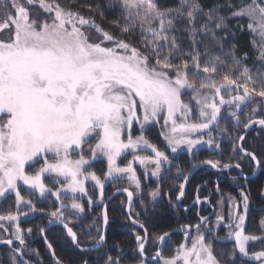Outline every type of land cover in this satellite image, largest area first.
<instances>
[{
  "label": "snow or ice",
  "instance_id": "6c2138e0",
  "mask_svg": "<svg viewBox=\"0 0 264 264\" xmlns=\"http://www.w3.org/2000/svg\"><path fill=\"white\" fill-rule=\"evenodd\" d=\"M107 4L109 8L121 9L124 24L121 26L119 20L112 22L120 28V36L105 30L94 17L61 6L58 0H6L5 6L10 5L11 11L0 16V197L14 193L18 208L25 204L35 210L32 201H25L21 196L18 182L38 190L41 196L45 193L54 195L57 200L62 192L84 193V183L89 178L102 189L103 182L94 172H84V166L90 165V159L85 158L83 146L93 137L97 138L96 143L89 146L88 151L92 161L101 156L106 158L108 170L105 178L127 174L139 188L140 181L133 167L135 162L154 164L151 174L159 176L162 164L169 161L168 155L144 135L152 124L160 122L161 117L162 128L166 129L161 134L171 152L176 153L181 146L192 152L203 142L202 138L193 139L192 134L209 129L216 123L222 106L234 105L239 110L246 101L257 96L264 98V73L253 76L245 67L240 77L233 79L224 74L218 83L212 77L228 62L220 60L219 56H211L203 64L201 62L199 46H203L204 55H208L212 46L223 49V42L233 34L225 31L228 17L217 14L219 6L205 10L199 0H179L176 7L166 9L159 8L155 0H107ZM29 6H38L41 14H46L48 18L40 19V15L33 18ZM87 8L104 18L101 3L98 2L95 7L90 4ZM201 15L203 20L197 26ZM231 17L249 19L247 27L260 37V58L264 59V4L253 0L252 4L233 11ZM179 21L185 22L183 31L188 33L191 51L182 50L178 37L174 35ZM237 27L242 28L239 24ZM137 30L140 34L139 47L124 38ZM229 54L231 62L239 65L241 58L235 56V46L229 49ZM174 59L179 62L174 63ZM190 72L194 76L202 75L204 79L199 82L189 79ZM241 77L245 81L243 95L225 99L222 91H238ZM186 90L192 93L189 103L182 99ZM193 101L199 110L198 123L188 122ZM256 112L257 109L253 108L252 115ZM230 115L236 117L237 113L231 111ZM134 122L139 124L141 132L135 138L130 134ZM254 124L264 127V118H249L244 127ZM126 129L129 135L125 141L123 133ZM239 140H244V137L240 136ZM207 143L212 144L213 141L209 139ZM129 149L133 152L151 150L154 155H134L125 167H119L117 158ZM78 150L81 152L79 158L70 159L71 153ZM241 150L244 156L260 166L261 161L254 152ZM49 155L54 160L50 161ZM41 159L43 165L29 174L26 165L31 167L32 163ZM204 163L213 168L220 166L219 161ZM223 167L232 165L224 164ZM235 167L240 168V164H235ZM45 174L55 176L53 183H59L60 178L67 183L52 192L44 183ZM184 179L187 180V176ZM179 187L178 201L184 195V184ZM124 191L131 207L133 193L127 188ZM158 195V188L151 192L153 199ZM240 196L246 214L249 195L241 191ZM241 202L232 205L235 215L229 214L228 236L234 237L235 249L240 254L250 255L258 264H264V250L249 254L246 248L250 241H264V236L245 234L246 215L239 211ZM65 207L69 206L61 204L51 216L63 221L62 209ZM70 207L83 211L82 205L75 201ZM19 216L18 211L8 212L0 215V221L16 222ZM104 219L106 223V214ZM200 220L204 222L207 218L201 217ZM223 220L222 215L217 216V224ZM260 224L264 226V219ZM64 227L73 241H77L72 228L66 223ZM140 227L143 225L140 224ZM185 227L189 229L193 226ZM194 227L197 235L192 238L190 247L181 244L170 258L163 257L158 250L152 259L158 258L161 264H220L213 254L212 245L205 243V236L200 231L201 223ZM0 229L7 231L3 224H0ZM28 231L31 232V229ZM168 235L164 232L157 239L163 242ZM12 236L21 246L25 245L23 230L18 224ZM146 238L147 229L144 237H136L141 255L145 252ZM104 239L101 234L97 244ZM2 242L12 245L13 239ZM51 247L48 244V248ZM18 256H23L21 247L12 249L11 264H30L26 260L18 261ZM57 264L61 262L57 260ZM106 264H119V257H108ZM140 264H146L145 260H141Z\"/></svg>",
  "mask_w": 264,
  "mask_h": 264
},
{
  "label": "trees",
  "instance_id": "16d2710c",
  "mask_svg": "<svg viewBox=\"0 0 264 264\" xmlns=\"http://www.w3.org/2000/svg\"><path fill=\"white\" fill-rule=\"evenodd\" d=\"M58 2L63 7H71L73 10H79L82 15L85 16H92L96 20L97 23L101 24V26L105 29L110 31L112 34L116 36H120V28L116 27L112 22L119 20L120 25L124 24L123 14L119 7L109 8L107 4V0H58ZM101 3L103 8L101 9L104 13V18L101 19L100 15L96 12H89L87 6L88 5H95L97 3ZM156 4L161 9L166 8H173L176 7L179 3V0H155ZM250 0H199V3L204 7L205 10L210 8L219 6L217 9V14L223 15L228 17L227 19V29L225 31H230V34L227 39L223 42V49L219 46H212V50L208 55H204V47L199 46V51L202 54L201 62H203L211 56H219L220 60L227 61V66L223 67L218 70V72L212 77L218 83L222 80L224 74L230 75L233 79L240 77V73L243 71L245 67L249 69V73L253 76L257 75L258 73H264V59L260 58V48L262 46V41L258 38L252 31H250L247 27L248 19L245 18H232L231 13L233 11H238L244 6L249 3ZM231 5V7H229ZM1 8V7H0ZM29 11L32 14L33 18H36L37 15H40V19L48 18L46 14H41L42 10L36 7L29 6ZM1 14V10H0ZM203 20V16L201 15L197 20V26ZM241 25V27H237V25ZM185 26L184 21H179L176 24L177 31L174 33L178 37V44L180 45L181 49L185 52L191 51V45L188 38V33L183 31ZM130 43L139 47V40L140 34L139 31L135 34L126 35L124 37ZM201 39H203L201 37ZM255 41V43H253ZM235 46V56L241 58L239 65H234L231 62V55L229 54V49ZM144 51V49H141ZM187 58V57H185ZM174 63H178V59H174ZM189 79H195L199 82L201 79H204V76H194L191 72L189 73ZM238 83L241 85L240 88H243L245 83L244 79L241 77L238 80ZM251 86V85H250ZM259 89L260 85H256ZM260 106V108H259ZM221 108V114L218 118V121L210 126V130L212 134L215 136V140H217L215 145H219V157L218 159L220 162H234L238 161L239 158H245L238 148V139L241 134L244 132V124L248 123V119L251 118H262L264 116V98L256 97L251 101H246L244 104L241 105V109L238 110L235 108L234 105H224ZM256 108L257 112L252 115V109ZM236 111L237 116L233 117L230 115V112ZM194 112V109H192ZM237 117L239 118L237 120ZM223 130V131H222ZM133 135L138 134V130H134ZM145 137L152 143H154L157 148L164 149L165 145L163 142V138L158 131L156 126H152L148 128L145 133ZM242 146L244 149L251 150L256 154V156L263 161L264 158V127H261L259 124L253 125V127L248 132L245 139L242 141ZM164 152H168L166 151ZM235 148V151L233 149ZM168 150V149H167ZM203 153V157L211 156L215 154L212 148L208 147L205 148L203 151L198 150V152L190 153H183L180 156L172 158L173 160H178L179 165L184 168L182 171V175H184L190 168V165L193 161L198 159V154ZM131 154V153H127ZM188 162V163H187ZM125 162L120 160L121 165ZM244 169V165H242ZM88 169L92 172L96 173L102 179L105 178V173L107 171L106 162L104 159H96L95 161L91 162L88 166ZM142 179V178H140ZM123 179L120 177H113L110 180V183L106 186L105 192L108 195L112 192L115 188L121 187V182ZM152 182L151 180H147L141 183L139 187V191L136 192V201L138 204L135 206H145L147 208L153 205V201L148 195V193L153 189H159V191L163 194H167L164 198L168 200L169 198L173 200L176 196V193L179 186L182 183V176H178L177 174H171L169 176H164L160 180L156 182H152L150 186L148 183ZM252 185L250 186L251 194L253 203L256 206H260V198H259V191L261 189V182L260 180H253ZM197 186V173H195L190 180L189 184L187 185V192L186 197L187 200L193 194L195 188ZM204 193H208L206 188L202 189ZM21 193L23 195L31 196L32 201L39 202L40 200L36 197V194L29 193L25 190H22ZM104 196H93L91 197V206L88 208L90 211L87 213L86 218L84 219L82 225L85 227H90L92 234L89 236L90 243L97 239L101 232V211L102 205L104 203ZM0 211L1 212H14L15 211V198L12 195H8L2 197L0 199ZM82 203L88 207L87 202ZM46 205V202L43 203ZM41 207V206H38ZM159 207V206H158ZM157 207V208H158ZM145 210H148V209ZM125 196L122 194L117 195L114 197L108 205V216H109V227L107 232V237L105 240V245L103 248H108L109 255L113 252L114 249L118 247H122L123 251L126 252L124 257L125 264H135L141 262V258H139L135 248H133L134 243L132 241V237L130 232L126 229V225L129 222L126 219L125 215ZM157 209L154 213H149L146 211V214L142 217L141 222L145 224L149 231V242L150 246H156V235H159L169 229L174 228L177 224L181 221L179 215H168V211L164 212L163 209L158 211ZM260 210H256L253 214L250 215L249 220H247L245 224L244 231L248 235H259L263 233V229L261 228L260 221L264 219V212L259 213ZM131 214L133 212L131 211ZM33 219H22L20 220V226L23 228H30L32 227V234L28 237V244L31 247L36 248L40 255L38 258L25 256L26 259L35 262L36 264H55L53 258L51 257L48 248L45 242L42 240L40 236V230L42 228V224L38 222H32ZM197 216L194 213L193 217L185 220L186 223H193L197 221ZM57 228L49 229L45 233L46 239L52 245L54 253L57 258H59L65 264H82L83 262H87V264H104V256H101L100 249L96 251H82L75 249L69 250L64 246L65 242L66 245H70L68 240L65 236H61V232L56 233L55 231ZM85 232L79 233V243L83 244L86 241V238H89ZM212 235L208 234V238H205V243H210L212 245L213 254L217 257L220 261V264H255V261L249 259L246 256H243L239 253H235L233 256V250L235 246L232 243L228 242H221L217 239H212ZM30 240V241H29ZM182 242V235L174 233L169 238V243H167L163 256L172 257L173 253H175V248L179 246ZM68 243V244H67ZM65 247V248H64ZM252 248L256 250H264V241H257L252 245ZM100 253V254H99ZM10 254L11 251L8 247L3 244L0 245V264H11L10 261ZM17 260L19 258L17 257ZM147 264H152L151 262H146Z\"/></svg>",
  "mask_w": 264,
  "mask_h": 264
},
{
  "label": "flooded vegetation",
  "instance_id": "af4514ba",
  "mask_svg": "<svg viewBox=\"0 0 264 264\" xmlns=\"http://www.w3.org/2000/svg\"><path fill=\"white\" fill-rule=\"evenodd\" d=\"M262 118H264V116ZM252 127H253V125H252ZM248 132H247V134H248ZM247 134L245 135V137L247 136ZM150 143H152V142H150ZM152 144H154V143H152ZM237 145H238V143H237ZM205 148L207 149L208 146L207 147L200 146L197 149H195L194 152L195 151L198 152V150L203 151ZM210 148H212V150L215 152V154L211 155L210 157L207 156L205 158L203 157V153L198 154V159L192 162L189 170L196 163H202V162L208 161V160L219 161L220 166L217 167L219 169H215V168L211 167V165H209V164L202 165V166H199L198 168H195V171L193 172L191 178L189 179L188 183L185 186L184 195H183V197H181V199L179 201H177V196L180 193V188L178 189L176 196L173 200H171L170 198L168 200L164 199L167 196V194L162 195V193L159 191V195L155 199L152 198L153 205L151 207L147 208L145 206H135V204H138L136 201V193L134 191L130 190L133 193V202H132L130 214L132 211L134 214V215L131 214L132 218L135 221H139V224L143 225V227L136 226L126 216V219L129 222V224L126 225V229L131 234L132 241L134 243L133 248H135V251L137 252V254H138V241H137L136 237H137V235L144 237L145 236V229H147L145 224L143 222H141L142 217L146 214V211H148L151 214V213H154L157 209H159L158 211L163 209L164 212L168 211L169 216L170 215H179L180 219L184 222L180 221L177 224V226H175L174 228H176L180 225L196 224L200 220L201 217H205V216L211 214V216L208 217L207 220L201 225V228L204 229L202 233L204 234L205 238H208V234H210L212 236L218 235L219 238H221V239L223 238L224 240L226 239L225 234H226V230L228 228L227 224L229 223V214H228L229 205H228V202H229V200L231 202H241V196H240L241 191H243L249 195V207H248L247 213L246 214L244 213L242 202H241V206L239 209L241 214L246 215L245 224H246L247 220H249L250 215L253 214V212H255L257 209L260 210L259 213L264 212V195H262V193H264V158L262 161L257 157L261 161L260 171L257 173V175H255L254 177H251V178H246L244 175H251L254 173V171L256 169V164H255V162H253L251 160L250 157L244 156L242 154L244 157H246V159L245 158H239L238 161H234V162H230V161L220 162V160L218 159L219 150H218L217 145L210 146ZM248 151H251V150H248ZM131 152H132V150L126 151V153H131ZM165 153H167V152H165ZM183 153H187V152L180 151L179 154L169 156V161L164 162L165 166L162 168V171H161L157 180H160L164 176L166 177V176H169L171 174H177L180 177L182 176V182H183V179L189 170L184 175H182V171H184V168L179 165L178 160L172 161V158L175 159V157H178V156H180V154H183ZM191 154H193V153H191ZM237 163L240 164V168L235 167V164H237ZM224 164H230V165H232V167H229L226 169L223 167ZM242 165H244V169H243ZM88 166H87V169H88ZM120 167H123V165L120 164ZM240 169H241V171H240ZM195 173H197V186H196L193 194L191 195V197H189V199L187 200V197H186L187 185L189 184L190 180L192 179V177ZM115 176L120 177L121 179L124 178V174H114V176H112L111 179ZM107 178H104V180L102 181L103 182L102 196L105 197L104 199H106L109 196V194L111 193L110 192L108 195H106V192H105L106 186L110 183V181H109L108 184H106V185L104 184V182L106 181ZM148 180H151V178H149ZM253 180H260V182H261V189L259 191V198H260V204H261L260 206H256L253 203L252 194H251V190H250V186L252 185ZM154 182H156V181H154ZM204 188H206L208 190L207 194L202 191V189H204ZM116 189H120V187L115 188L114 190H116ZM25 191H27L29 193L36 194L35 191L31 192V191H28L26 189H25ZM12 194L13 193H9V194H6V196L12 195ZM122 195L125 196V194H122ZM26 197H28L29 200L32 201L31 196L27 195ZM36 197L40 201L38 203L32 201V205H34V208H35L34 211L32 210V208H30L27 205H23V206L20 205L19 208L16 209V203H15V210H16L15 212L18 211L20 213L19 220H18L19 226H20V220H22L24 218L33 219L32 222H38V223L43 225L41 230H40V236H41V232L43 231L45 226L49 222H51L55 219L54 217L51 216V213L53 211H56V209L60 208L61 204H64V205H68L69 207H65L62 209V211L64 212V220L61 222L66 223L76 233L78 245L84 247V246L91 245L98 240L100 235L92 243L89 242L91 239L89 236L92 234L91 228L83 226L82 223H83L84 219L86 218L87 213H89L90 211L88 210V212L85 213L86 212V206L83 205L82 207H83L84 212L83 211L80 212V214H81L80 216L77 215V212H79V211L76 209H72L70 207L72 195L67 194V193H65V195H61L60 196L61 201H60V199L57 200V198L54 195H51L49 193L44 195L41 198L36 194ZM197 197H199V201H197ZM232 198H234V201ZM206 199L208 201H206ZM45 202H46L47 206L43 205V203H45ZM126 202H127V198L125 196V207H126ZM38 206H41V207H38ZM146 208L148 210H145ZM124 211H125V209H124ZM25 213H27V214L25 215ZM194 213L196 214L198 220L193 222V223H186L185 220L189 219L190 217H193ZM125 215H126V213H125ZM218 215H222L224 217V220L220 224H217V216ZM233 215H235V210H233ZM7 227H9V228H7ZM7 227H6L7 231H4L5 235H6V237L4 239H13L12 245L5 244L8 247V249L10 251H12L13 248L21 247L24 257L29 256V257H34L37 259L38 256L40 255L39 251L36 248L31 247L30 244H28V240L26 239V238L31 236L32 232H29V235H26V236L23 235L24 240H25V245L21 246L19 244V241H16L10 232L11 224H9ZM54 227L57 228L56 229L57 231H55L56 233L61 232V234H63L61 236H65L67 238L68 243L70 245H66V242H65L64 246L66 248H68L69 250H71V249L74 250V248L78 249L70 241V239H69V237H68V235H67V233L63 227L55 225V226L50 227L49 229H52ZM4 228H5V226H4ZM20 228H22L24 230V233H25V229H31V231H32V227L23 228L22 226H20ZM101 228H102V219H101ZM244 228H245V226H244ZM261 228L263 229V233L259 234V235L254 234L255 236H264V226H261ZM48 230H46V232ZM169 230H171V229H169ZM169 230H167V231H169ZM167 231H165V232H167ZM81 232H85L86 235L89 237V238H86V241L83 244H80L79 240H78L79 239V233H81ZM186 232H191V231H183V232H180L177 234L183 235ZM163 233H161V234H163ZM147 234H148V240L145 244L144 254L148 257H151V256H154L156 253V250H157V247L159 244V240H157L156 246L154 248L153 245L150 246L148 229H147ZM161 234H159V236ZM172 234H174V233H172ZM172 234H170V236ZM170 236L168 237V239H167V241L163 247L161 255H163L164 249H165L167 243H169ZM224 240H222V241L220 240V241L225 242ZM228 240H230V239H228ZM257 241H261V240H257ZM257 241H250L248 243L247 250H248L249 254L262 250V249L256 250L255 248H252V245ZM227 242L232 243V245L235 246L234 240L231 239L230 241H227ZM104 245H105V242L100 247L101 249L100 248L99 249L102 250V247ZM104 250H103V252L101 251V256H104V260H105L104 264H106V261L108 260V257H110V256L113 258L119 257V264H122L125 261L124 257L126 255V252L123 251L122 247H118V248L114 249L110 255L108 253V248H105ZM48 251H49V249H48ZM238 252L239 251L237 249H235V253H238ZM49 253H50V251H49ZM138 256H139V254H138ZM247 257H251V256L249 255ZM18 258H19V256H18ZM139 258H141V257L139 256ZM58 260L61 261L59 258H58ZM141 260H144V259L141 258ZM156 261H153L151 263H155ZM54 262H55V264H57V262L55 260H54ZM85 262H83V263H85ZM145 262H147V261L145 260ZM33 263H35V262H33ZM62 263H64V262H62Z\"/></svg>",
  "mask_w": 264,
  "mask_h": 264
},
{
  "label": "rangeland",
  "instance_id": "374dc122",
  "mask_svg": "<svg viewBox=\"0 0 264 264\" xmlns=\"http://www.w3.org/2000/svg\"><path fill=\"white\" fill-rule=\"evenodd\" d=\"M258 2L260 3V4H264V0H258ZM253 3V0H250V2L249 3H247V5H250V4H252ZM5 4H6V0H0V10H1V14H0V16H2L3 15V13H5V12H10L11 11V7H10V5H8V6H5ZM246 5V6H247ZM25 6H27V5H25ZM245 7V6H244ZM248 19V18H247ZM248 21H249V19H248ZM250 22V21H249ZM248 22V23H249ZM258 38H260L256 33H254ZM235 87V86H234ZM243 95V88H239V90L238 91H236V90H233V91H231V92H229V93H224L223 91H222V93H221V95H224V98L225 99H229V98H231V96H235V95ZM191 95H192V93H191V91H184V94L182 95V99L184 100V102H186V103H189V100H190V97H191ZM216 100H217V102H219V97H217L216 98ZM191 106H192V109H194V112H192L191 114H190V116H189V119H188V122L189 123H198V122H200V118H199V110H198V107H196L195 106V102L193 101V102H191ZM259 108H260V106H259ZM223 108H221V110H222ZM232 110V109H231ZM240 110V109H239ZM233 111V110H232ZM138 114H139V109H138ZM260 119V118H259ZM178 122H182V121H180V120H178ZM162 125H163V118L161 117V119H160V122L158 123V124H152L150 127H152V126H156L157 128H158V131L160 132V134L163 132V131H166V129H164V128H162ZM149 127V128H150ZM134 130H138V134H136V135H133L134 133ZM250 131V130H249ZM130 134H131V136L133 137V138H135V137H137V136H139L140 134H141V132H140V126H139V124L138 123H135L134 122V124H133V126H132V128H131V130H130ZM128 135H129V130H125V132L123 133V139L126 141L127 140V137H128ZM161 136H162V138H163V142H164V145H165V147H167L166 148V151H168L167 153H165L166 155H168V157L169 156H171V155H176V154H179V152L180 151H183V152H187V153H193L194 152V150L195 149H197L198 147H200V146H205V147H210V146H214L215 144H216V142H217V140H215L216 138H215V136L212 134V131L210 130V128L209 129H205V130H202V131H200V132H198V133H193L192 134V138L193 139H198V138H202V140H203V142L202 143H200L199 145H197L194 149H193V151L192 152H189V151H187V148H186V146H181L178 150H177V152L176 153H172L171 152V148L170 147H168V146H166V141L164 140V137H163V135L161 134ZM209 139H211L212 141H213V143L212 144H209V143H207V141L209 140ZM96 140H97V138L96 137H93L92 139H90L89 140V142H88V144H86V145H84L83 146V154L85 155V158L86 159H90V163L91 162H93L92 160H91V153L88 151V149H89V146H94L95 145V143H96ZM150 142V141H149ZM155 145V144H154ZM157 147V146H156ZM165 147H164V149H159L160 151H165ZM168 149V150H167ZM129 150H131V149H129ZM81 155V152L78 150V151H75V152H72L71 153V155H70V159H73V160H75V159H78L79 158V156ZM134 155H140V156H151V155H154V153L153 152H151V150H137V151H135V152H131V154H128L127 155V153L125 152V153H123L120 157H118L117 158V165L120 167V160L121 161H124L125 163L123 164V167H125L127 164H128V162L130 161V160H132V158H133V156ZM48 159L50 160V161H52V160H54V157H52L51 155H49V157H48ZM97 159H104L105 160V162H106V166H107V160H106V158H104V157H99V158H97ZM95 161V160H94ZM43 165V160L41 159V160H39L38 162H35V163H32L31 164V167H28L27 165H26V171L29 173V174H33L36 170H38L41 166ZM87 166L88 165H86V166H84V172H85V174H87V173H91L92 171L91 170H88L87 169ZM165 165H164V163L162 164V167H161V171H162V168L164 167ZM133 167L135 168V171H136V175H137V178L139 179V181H140V185H141V183L143 182V180L144 181H146L147 182V180L149 179V178H151V181L152 182H154V181H157V179H158V177L159 176H153L151 173H152V170L154 169V167H155V165L154 164H147V165H141V164H139L138 162H135L134 164H133ZM108 170V169H107ZM106 173H107V171H106ZM105 173V174H106ZM96 174V173H95ZM97 175V174H96ZM98 176V175H97ZM99 177V176H98ZM100 179H101V181H103L104 179H102L101 177H99ZM140 178H142V179H140ZM56 178H55V176L54 175H48V174H45L44 175V177H43V180H44V183H45V185L47 186V188H49V189H51V191L52 192H55L57 189H59V188H61V185L62 184H66L67 183V181H64L63 180V178H60V182L59 183H53V181L55 180ZM152 182H149L148 183V186H150L151 185V183ZM19 183V191H20V194H21V190H28V191H35L36 192V194L41 198V197H43L44 195H46V194H48V193H45L43 196H41L40 194H39V191L38 190H36V189H30L28 186H26V185H23V183L22 182H18ZM84 187H85V192L84 193H80V192H77V193H71V192H69V191H66V192H62L61 193V195H65V193H67V194H70V195H72V198H71V203L73 202V201H75V202H77V203H80L82 206L84 205L83 203H82V201L83 202H87L88 203V207L86 208V212L85 213H87L88 212V208L91 206V197H93V196H96V197H99V196H102V189H101V187L99 186V185H97L96 184V182L94 181V180H92L91 178H89V179H87L86 181H85V183H84ZM120 188H127V189H129V190H131V191H134L135 193L136 192H138L139 191V188H137L136 187V184L133 182V181H131L129 178H128V175L127 174H124V178H123V180H122V182H121V187ZM153 190H151L149 193H148V195L150 196V198L152 199L153 197L151 196V192H152ZM12 196L15 198V194L13 193L12 194ZM21 196L24 198V200L25 201H27V200H29V198L28 197H26V195H22L21 194ZM2 197H0V199H1ZM1 201V200H0ZM60 201H61V199H60ZM16 203V202H15ZM233 203L234 202H231L230 200H229V202H228V205H229V211H228V214H230V212L231 213H233V207H232V205H233ZM0 205H1V202H0ZM23 205H25V204H22V206ZM18 207H17V205H16V209H17ZM16 211V210H15ZM14 211V212H15ZM79 211V210H78ZM9 212V211H8ZM8 212H1L0 211V215H6ZM13 212V213H14ZM80 212H82V211H79V212H77V215H81L80 214ZM83 212H84V210H83ZM0 224H3V226H5V228L9 225V224H11V228H10V232H11V234L13 233V231H14V229H15V227H16V225L18 224V221H16V222H10V221H0ZM20 227V226H19ZM7 228H9V227H7ZM20 229H22V228H20ZM23 230V229H22ZM203 228H200V231L201 232H203ZM229 228H227V230H226V239L224 240L223 238L221 239V238H219L218 237V235H214L213 237H212V239L214 238V239H217V240H224L225 242H227V241H230L231 239L232 240H234V237H229L228 236V233H229ZM100 234V233H99ZM246 234V233H245ZM23 235H29V231H28V229H25V233H24V230H23ZM197 235V229H194V230H192L191 232H186V233H184L183 235H182V242L179 244V246L181 245V244H186L187 246H191V243H192V238H194L195 236ZM157 237L159 236V235H156ZM6 237V235H5V232H4V230L3 229H0V240H3L4 238ZM26 239H28V238H26ZM228 239H230V240H228ZM157 238H156V240H155V242H157ZM234 243H235V240H234ZM248 245V244H247ZM247 245H246V248H247ZM178 247H176L175 248V253H173V256L176 254V249H177ZM105 248H103L102 250H100V253H101V251L103 252V250H104ZM238 250V249H237ZM105 251V250H104ZM99 253V254H100ZM239 253V252H238ZM240 254V253H239ZM242 255V254H241ZM163 256V255H162ZM163 257H165V258H170V257H166V256H163ZM248 258H250L251 259V257H248ZM254 260V259H253ZM255 261V260H254ZM122 264H125L124 262L122 263ZM135 264H140V262H138V263H135ZM147 264V263H146ZM152 264H161V262L159 261V259L155 262V263H152ZM255 264H258V262L257 261H255Z\"/></svg>",
  "mask_w": 264,
  "mask_h": 264
},
{
  "label": "water",
  "instance_id": "95a60500",
  "mask_svg": "<svg viewBox=\"0 0 264 264\" xmlns=\"http://www.w3.org/2000/svg\"><path fill=\"white\" fill-rule=\"evenodd\" d=\"M255 119H259V118H253V120H255ZM251 127H252V125L249 126L248 128H245V127H244V132L241 134V136H243V137L245 138V135L247 134V132L250 130ZM242 141H243V140H242ZM242 141L238 139V147H239V150L241 151V153L243 154V152H242V150H241V148H243V147H242ZM243 149H244V148H243ZM250 152H251V151H250ZM204 162H205V161H204ZM204 162H202V163H196V164H195V165H194V166H193V167L187 172V174H186V176H187V180L183 179V182H182V184H184V189H185V186H186V184L188 183L189 179L191 178L193 172L195 171V168H198L199 166H202V165H206L207 163H204ZM215 169H219V168L216 167ZM226 169H227V168H226ZM240 171H241V169H240ZM259 171H260V166H257V165H256V169H255V171H254L253 174H251V175H244V176H245L246 178H251V177H254L255 175H257V173H258ZM110 179H111V177H108V178L106 179V181L104 182V184H105V185L108 184V182L110 181ZM124 189H125V188H120V189H116V190H114L113 192H111V193L109 194V196L105 199V201H104V203H103V205H102V211H101V216H102V228H101V233H100V235H101V234L104 235V237H105L104 241H101V242H99V244H97V241L99 240V238H98V240H97L95 243L91 244V245L84 246V247L79 246L78 243H77V241L74 242L73 239H72V237L68 234L67 229L64 227V224H65V223H63V222H61V221H59V220L54 219L53 221L49 222V223L45 226V228L43 229V231L41 232V237H42L43 241L45 242V244L47 245V247H48V244H50V243H49V241H48V240L46 239V237H45V232H46V230H48L50 227L55 226V225H58V226L63 227V228L65 229V231H66V233H67V235H68L70 241H71V242H72V243H73V244H74L79 250H82V251H96V250H98V249L104 244V242H105V240H106V237H107V232H108V227H109V221H110V220H109V216H108V205H109L110 201H111L114 197H116L118 194H125V196H126V198H127L126 207H125V213H126L127 218H128L132 223H134L135 220L132 218V216H131V214H130L131 207H129L128 195H127V192L124 191ZM128 191H130V190L128 189ZM177 201H178V200H177ZM206 201H208V200L206 199ZM132 202H133V197H132ZM132 202H131V206H132ZM105 214H106V216H107V222H106V223H105V219H104ZM210 216H211V214H209V215H207V216H205V217L208 218V217H210ZM204 222H205V221H204ZM204 222H201V220H199L197 223H201V225H202ZM197 223H196V224H197ZM134 224H135L136 226H140L139 223H134ZM196 224H193V225H192L193 227H191V228H189V229H186L185 226H187V225H180V226H178V227H176V228H173V229L167 231V232L169 233L168 237H169L170 234H172V233H180V232H183V231H192V230L196 229V228L194 227ZM68 227H69V226H68ZM73 232H74V231H73ZM168 237H166L165 240H164L163 242L159 241V244H158V247H157L156 253H157L158 250L160 251V253H162L163 247H164V245H165V243H166ZM4 240H7V239L0 240V245L5 244V243L2 242V241H4ZM147 240H148V234H147V238H146L145 244H146ZM48 249H49V248H48ZM49 251H50V254H51L52 258L57 262L58 258L55 256V253H54L53 247H51V249H49ZM156 253H155V255H156ZM138 254H139V256H140L142 259L146 260L147 262H153V261H156V260L158 259V258H157V259H152L155 255H154V256H151V257H148V256H146L145 254L141 255V254L139 253V251H138ZM21 260L29 261V260H27L24 256L19 257V261H21ZM29 262H30V264H35V263L31 262V261H29ZM60 262H61V261H60ZM61 264H64V263L61 262ZM82 264H85V263H82Z\"/></svg>",
  "mask_w": 264,
  "mask_h": 264
}]
</instances>
